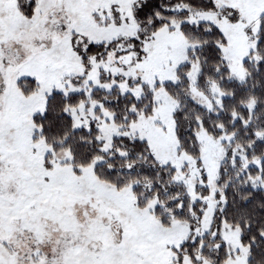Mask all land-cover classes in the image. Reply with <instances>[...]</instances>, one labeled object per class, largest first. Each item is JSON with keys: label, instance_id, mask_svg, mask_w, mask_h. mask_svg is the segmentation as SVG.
Here are the masks:
<instances>
[{"label": "snow or ice", "instance_id": "snow-or-ice-1", "mask_svg": "<svg viewBox=\"0 0 264 264\" xmlns=\"http://www.w3.org/2000/svg\"><path fill=\"white\" fill-rule=\"evenodd\" d=\"M0 264H264V0H0Z\"/></svg>", "mask_w": 264, "mask_h": 264}]
</instances>
